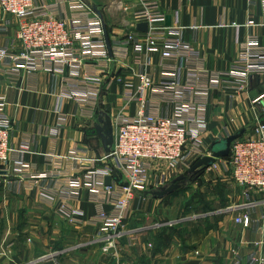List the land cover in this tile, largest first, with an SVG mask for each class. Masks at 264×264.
Masks as SVG:
<instances>
[{
	"label": "built area",
	"instance_id": "obj_1",
	"mask_svg": "<svg viewBox=\"0 0 264 264\" xmlns=\"http://www.w3.org/2000/svg\"><path fill=\"white\" fill-rule=\"evenodd\" d=\"M138 2L140 9L133 13L132 25L136 29L147 23L150 31L130 32L109 49L102 19L83 0L52 4L0 0V8L19 21L16 38L0 48V79L17 82L23 72L32 77L41 72L67 74L65 97L78 103L75 116L89 121L96 119L100 97L113 83L121 85L124 103L136 106L134 115L121 112L113 121L110 159L106 155L93 157L89 147L76 146L65 157L55 151L46 154L47 165L53 170L38 173L23 162L21 153L25 151L17 152L11 146L13 122L0 100V167L14 162L20 181L30 188L46 183L41 185L43 202L63 201L60 214L72 224L95 229L105 253L125 238L130 245L138 242V236L124 230L135 194L168 186L176 176L191 170L193 160L209 155L202 138L208 132L213 93L232 92L235 97L246 91L251 79L264 78V44L259 36L251 35L241 44L228 71H210L201 52L182 39L181 28L164 26L167 14L160 0ZM259 2L264 27V0ZM118 6L123 8L122 3ZM155 25L163 27L155 29ZM0 33L5 34L6 28H0ZM157 55L155 79L149 69ZM130 60L136 68L137 84L118 75L124 67L117 64ZM62 126L46 131L55 143ZM223 165L229 167L234 186L247 195L264 193V124H257L252 134L235 141L229 158L218 160L205 172H219ZM115 175L126 185L114 180ZM108 177L113 178L109 186L105 182ZM84 192L95 211L90 219L71 206ZM236 222L249 227L251 219L244 216ZM263 244L264 239L257 246ZM60 255L53 251L29 264H64ZM255 262L253 257L252 264Z\"/></svg>",
	"mask_w": 264,
	"mask_h": 264
},
{
	"label": "crops",
	"instance_id": "obj_2",
	"mask_svg": "<svg viewBox=\"0 0 264 264\" xmlns=\"http://www.w3.org/2000/svg\"><path fill=\"white\" fill-rule=\"evenodd\" d=\"M43 1L52 4L58 0ZM83 1L102 19L110 45L130 32L139 33L132 25V15L140 9L138 0ZM119 3L123 4L122 9ZM160 4L171 18V25L164 26L181 28L182 39L201 52L210 71H228L249 36H259L264 44L259 0H160ZM4 27L6 33H0V48L10 44L19 30V21L0 8V28ZM153 61L149 72L157 79L159 56ZM121 66L124 68L118 75L125 82L137 84L136 68L131 60L117 64ZM66 75L41 72L32 77L23 72L17 82H11L8 77L0 79V100L4 101L13 122L11 146L17 152L25 151L21 153L22 160L34 172L53 170L45 158L52 151L65 157L74 147L87 146L93 157H102L105 151L97 130L99 116L108 115L113 123L121 112L136 113L135 105L124 103L121 85L113 83L100 97L95 120L76 117L78 103L65 97ZM232 96V92H214L211 97L208 132L202 138L207 150L219 136L226 138L228 133L233 135L246 129L245 137L253 133L257 124H264V99L260 104L254 103L264 97V78L251 79L245 92ZM62 124L55 143L46 131ZM13 163L0 167V224L4 227L0 231V264H29L53 251L61 253L63 263L64 253L82 256L91 249L104 257L105 264H252L253 257L255 264H264V244L257 246L264 239V204H258L264 201V193L256 191L247 195L221 173L217 176L222 180L218 186L222 190L211 198L212 205L198 214L190 210L185 218H173L169 212L175 194L163 200L139 194L132 221L124 223V230L138 236V242L130 245L125 238L105 254L95 229L66 220L60 214L64 204L61 200L45 204L41 185L46 183L30 188L27 182L20 181ZM214 172L206 171L199 179H208ZM71 206L84 211L86 219L94 216L85 192ZM244 216L251 219L249 227L236 222ZM62 240L74 244L61 248L58 244Z\"/></svg>",
	"mask_w": 264,
	"mask_h": 264
},
{
	"label": "rangeland",
	"instance_id": "obj_3",
	"mask_svg": "<svg viewBox=\"0 0 264 264\" xmlns=\"http://www.w3.org/2000/svg\"><path fill=\"white\" fill-rule=\"evenodd\" d=\"M197 161L193 160L191 162L192 164L191 166L193 167V165ZM226 162H228V160ZM221 163L223 164L224 161H221L220 164ZM189 172L190 170L184 171L171 181L172 183L175 179L179 178L180 176H185L187 178L186 184L183 185L180 190L174 193L176 196L172 197V203L169 212L170 213L172 212L171 215H173V218H185L190 210H194L195 214H198L201 211L203 212L205 210L204 207L206 205H212L213 201L211 198L215 195V193L222 190V187H218L219 184H222V180L221 179L218 180V176H217L218 173L223 174L224 177L228 179V181L232 182L230 176L231 175L230 169L229 167L226 168V166L224 165L221 166L219 172H214V174L210 175L208 179H203V180H200L199 178L197 180L193 179ZM213 184L216 185L213 186ZM138 197L139 194L138 195L135 194V197L132 201L130 216L127 222H131L134 217V208H135L134 205ZM3 229L4 227L1 226L0 224V231H2ZM73 244H74L73 242L64 243V240H62L61 243L58 245L61 246V248H64V247H71ZM89 251L90 252L88 253L82 254V256L81 255L77 256V253H72L71 255L67 256L66 253H64L62 255V261L65 264H93V262H96V264L107 263L104 257H101L99 252H96L95 249H91ZM101 251L105 253L104 249H101Z\"/></svg>",
	"mask_w": 264,
	"mask_h": 264
},
{
	"label": "water",
	"instance_id": "obj_4",
	"mask_svg": "<svg viewBox=\"0 0 264 264\" xmlns=\"http://www.w3.org/2000/svg\"><path fill=\"white\" fill-rule=\"evenodd\" d=\"M170 25H171V18L167 17L166 26H170ZM136 30L139 33H148L150 31V27L147 23H143L137 25ZM104 31L106 35L107 44L110 49V44L108 42L107 31L105 26H104ZM98 121L99 124L97 125V130L99 131L102 138L105 155L108 159H110L111 147L113 146L114 143V129H113L112 119L108 115H104V116L100 115ZM246 133L247 130L243 129L226 138L223 136H219L217 140L209 148V155L199 159L193 165V167L189 172L190 175L192 177L196 175H201L205 172V170L212 167L218 160L229 158L232 144L238 139L242 138ZM113 178L120 185H126L123 183L121 176L115 175ZM113 178L112 177L106 178L105 181L106 185L108 186L111 185ZM186 182H187V178L185 176H180L179 178L175 179L170 185L160 188L158 190L147 191L144 194L146 196H151L154 199L163 200L166 197L174 194L176 191L180 190L181 187L186 184Z\"/></svg>",
	"mask_w": 264,
	"mask_h": 264
},
{
	"label": "trees",
	"instance_id": "obj_5",
	"mask_svg": "<svg viewBox=\"0 0 264 264\" xmlns=\"http://www.w3.org/2000/svg\"><path fill=\"white\" fill-rule=\"evenodd\" d=\"M192 178L197 180L198 178H200V175L193 176ZM208 208H209L208 205L204 207V209H208Z\"/></svg>",
	"mask_w": 264,
	"mask_h": 264
}]
</instances>
